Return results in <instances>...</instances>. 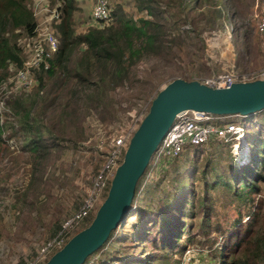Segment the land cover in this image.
Segmentation results:
<instances>
[{"label": "rangeland", "instance_id": "1", "mask_svg": "<svg viewBox=\"0 0 264 264\" xmlns=\"http://www.w3.org/2000/svg\"><path fill=\"white\" fill-rule=\"evenodd\" d=\"M156 1L163 11V21L169 23L176 19L175 15H181L179 24L167 31L165 45L158 55L144 57L132 66L129 78L110 91L109 106L100 105L95 99L87 100L86 92L81 91L86 87L85 83L76 87L78 91L75 93L76 79L69 77L55 93L56 96L39 110L40 117L45 113L44 121L47 120L52 133H44L45 145L38 152L25 149L21 138H9L6 131L2 134L12 152L9 149L2 151L7 146L1 145L0 264H34L41 249L91 195L96 175L113 150L114 139L145 115L153 98L170 81L178 77L192 80L194 77L264 66V34L258 30L256 16L259 11L257 5H261L263 0H197L195 4L192 0H184L188 3L185 7L180 4L181 0ZM93 2L82 0L83 8L75 11L74 26L78 32L93 25L106 27L94 22ZM137 2L111 0L112 9L122 5L135 20L148 16L147 12L139 10ZM27 4L39 25L49 24L56 28L60 20L53 17V13L56 10L60 14L61 1L27 0ZM17 31L16 41L24 57V46L29 37L23 29ZM10 33L7 32V36ZM15 67L9 65V73L0 83V99L5 97L7 101L23 95L10 96L11 92H7L11 86L9 78L15 75L11 70ZM38 83L27 92L32 93ZM5 100L2 111L11 113ZM228 119L246 129L247 126H255L264 139V110L249 116L232 115ZM235 143L211 140L205 146L187 150L178 159L159 160L153 156L138 183L132 211L135 207L149 205L158 211L166 210L169 204L175 202L181 206L187 199L180 229H173L175 221L166 226L172 238L179 230L184 229L185 233L191 223L197 226L203 218L208 220L211 233L216 234L217 225L223 226L226 233L231 231L241 215L245 217L243 222L252 221L253 202L246 205L240 195L234 196L222 185H212L218 176L230 172L232 154L239 167L249 162L252 151L242 165L237 155L231 154V150L235 151ZM241 146L237 147V152ZM260 185L264 195V182ZM206 192L209 198L205 210L200 202ZM262 195H253L254 203L264 199ZM138 226L136 217L129 216L111 240L94 253L92 264H115L118 259H122L119 264H123L127 256L132 258L144 251H152L151 240H142V247L135 243ZM196 231L199 230L196 228ZM261 231L264 233V227ZM189 239L184 235L180 243L184 244ZM222 244L223 240L219 242L220 248ZM189 247L207 251L198 244ZM117 252L119 256H115ZM206 253L207 264H213L216 250ZM161 255L163 258L159 263H163L167 255H171L174 264L180 262L172 250L161 251ZM261 264H264V259Z\"/></svg>", "mask_w": 264, "mask_h": 264}, {"label": "trees", "instance_id": "2", "mask_svg": "<svg viewBox=\"0 0 264 264\" xmlns=\"http://www.w3.org/2000/svg\"><path fill=\"white\" fill-rule=\"evenodd\" d=\"M60 1L62 2L59 6L60 21L56 25L60 49L50 61L49 69L36 72L39 83L32 93L22 91L17 93L23 94L22 96L9 98L10 100L6 101L11 113L3 112L0 104V148L2 144L7 146L3 147L2 151L8 149L11 151L2 138L4 131L8 132L9 138L13 136L16 139L21 138L25 149L38 152L45 145L44 133L49 131L51 134L52 130L47 120L44 121L45 113L41 112L43 116L40 117L39 110L50 101V98L56 96L55 93L66 78L76 79L73 87L75 93L78 91L76 87L85 83L87 85L81 91L86 92L87 100L95 99L98 104L104 103V106H109L110 91L129 78L132 66L144 57L158 55L161 52L166 42L167 31L179 24L178 20L181 18V15H175L176 19L173 18L167 23L163 21V11L160 10L156 0H138L139 10L147 12L148 16L135 20L128 15L122 5H117L112 11L113 22L110 25L104 28L93 25L86 31L78 32L74 26L75 11L80 9L76 0H55L56 3ZM191 2L195 4L197 0ZM180 4L185 7L188 3L181 0ZM36 27L37 19L27 0H0V83L8 75L11 62L17 63L19 67L22 66V51L19 42L16 41L17 30L23 29L30 36L34 34ZM10 31V35L7 36V32ZM10 129H12L11 135ZM246 135L248 146L252 151L249 162L239 167L232 154L234 151L231 150L230 172L218 176V180L212 185L215 187L222 185L234 196L240 195L246 205L253 202V220L243 222L245 217L241 215L231 231L226 233L223 226L217 225L216 234L211 233L212 228H208V220L203 218L197 226L191 223L185 233L184 229L179 230L172 238L166 226L175 221L173 229H180L182 225L180 220L186 213L187 199H184L181 206L173 202L169 204L168 209L161 211L156 210L152 205L135 207L121 225L129 216H135L139 222L134 235L135 243L142 247V240H151L152 251H144L132 258L126 255L123 264H174L171 255L164 256V262L159 263L163 258L161 251L172 250L177 253L178 260L181 261L184 251L193 244L203 246L208 251L216 250V254L213 253L214 264H261L264 259V233L261 231L264 227V199H257L258 202L254 203L253 195L261 194L260 184L264 182V139L255 126L249 128L247 126ZM208 198L209 194L206 192L200 202L202 207L205 206V210L208 208ZM196 228L199 231L194 232ZM114 233L115 231L104 246ZM184 235L189 236L190 239L181 244ZM221 240L223 244L220 248ZM115 254L119 256L118 252ZM93 256L94 254L89 259ZM121 261L122 259H118L114 263L119 264Z\"/></svg>", "mask_w": 264, "mask_h": 264}, {"label": "built area", "instance_id": "3", "mask_svg": "<svg viewBox=\"0 0 264 264\" xmlns=\"http://www.w3.org/2000/svg\"><path fill=\"white\" fill-rule=\"evenodd\" d=\"M257 6H259V11L256 15L258 18V30L264 34V0L261 5L259 3ZM112 11L111 0H94L92 18L100 27L110 25L113 22ZM53 17L59 20V13L56 10L53 13ZM27 37L29 38L24 46L22 66L19 67L17 63H10V66L16 65L15 70H11L15 75L10 77L8 82L11 85L10 89H7V92H11L10 96L34 88L38 81L36 72L42 69H49L50 61L60 49L58 31L49 24L41 26L37 21L34 34ZM192 80H198L202 84L213 88H227L234 83L264 80V66L252 70L216 73L210 77H194ZM4 100L5 97L0 99L2 106L4 105ZM151 103L149 104V109ZM149 109L136 123L114 139L113 150L108 156L109 159L96 175L91 195L78 211L61 225L54 237L41 249L37 257L40 260L37 261L36 259L34 264H45L56 251L63 248L73 235L84 228L86 220H90L95 216L98 207H100V202L107 196L117 168L123 162L125 152L134 133ZM230 116L232 115L195 110L180 112L153 156L159 160L178 159L187 150L205 146L211 140H218L223 143L234 141L236 142L234 153L237 155L240 165L245 164L243 157L251 151L250 147L246 145V129L240 123L231 122L228 119ZM241 144L242 146L237 152V147ZM207 251L198 249V247H189L184 251L180 264H207L209 260ZM89 260L85 264H92V258Z\"/></svg>", "mask_w": 264, "mask_h": 264}, {"label": "water", "instance_id": "4", "mask_svg": "<svg viewBox=\"0 0 264 264\" xmlns=\"http://www.w3.org/2000/svg\"><path fill=\"white\" fill-rule=\"evenodd\" d=\"M185 110L240 116L261 112L264 80L234 83L227 88H213L181 77L170 81L152 100L90 224L73 235L45 264H85L104 246L131 211L140 179L177 114Z\"/></svg>", "mask_w": 264, "mask_h": 264}, {"label": "crops", "instance_id": "5", "mask_svg": "<svg viewBox=\"0 0 264 264\" xmlns=\"http://www.w3.org/2000/svg\"><path fill=\"white\" fill-rule=\"evenodd\" d=\"M76 2H77V5L79 6V8H80V7L83 8L82 5H81L82 0H76ZM93 7H94V2H93V5H92L91 10H93ZM81 8H80V9H81ZM75 14H76V12H75ZM75 16H76V15H75ZM88 223H89V219L85 221L84 226H86Z\"/></svg>", "mask_w": 264, "mask_h": 264}, {"label": "bare ground", "instance_id": "6", "mask_svg": "<svg viewBox=\"0 0 264 264\" xmlns=\"http://www.w3.org/2000/svg\"><path fill=\"white\" fill-rule=\"evenodd\" d=\"M247 159H248V154H245V156L243 157V161L246 162Z\"/></svg>", "mask_w": 264, "mask_h": 264}]
</instances>
